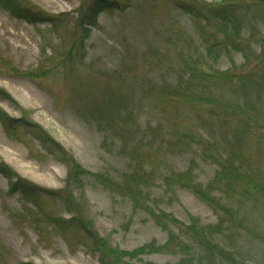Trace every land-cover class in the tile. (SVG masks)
Returning a JSON list of instances; mask_svg holds the SVG:
<instances>
[{
  "label": "rangeland",
  "instance_id": "1",
  "mask_svg": "<svg viewBox=\"0 0 264 264\" xmlns=\"http://www.w3.org/2000/svg\"><path fill=\"white\" fill-rule=\"evenodd\" d=\"M26 1L54 18L31 22L0 7V110L12 118L7 125L0 116V167L37 194L27 199L0 171V264H107L89 232L104 251L128 253L119 264H264L258 1L199 0L243 14L238 46L217 22L204 24L173 0H110L89 27L79 11L93 0ZM190 56L241 79L208 78L204 100L156 96L189 79ZM108 100L119 108L99 125L93 112ZM51 140L86 173L69 178ZM228 155L240 179L217 190L211 182ZM190 167L197 183L211 184V203L178 183ZM196 219L199 230L213 229L210 245L227 260L201 247L188 229Z\"/></svg>",
  "mask_w": 264,
  "mask_h": 264
},
{
  "label": "trees",
  "instance_id": "2",
  "mask_svg": "<svg viewBox=\"0 0 264 264\" xmlns=\"http://www.w3.org/2000/svg\"><path fill=\"white\" fill-rule=\"evenodd\" d=\"M173 1L177 7L181 8L186 12H189L190 14L201 20H204L205 21L204 24H207L211 20L217 22L220 30L222 29V31L224 32V35L227 36L232 33L233 35L229 37V39H231V42H228L230 45L236 42L235 46H238V43H240L239 41L235 40V37L239 35V29L243 22L244 16L242 13L241 16L235 15L234 9L232 8L234 7V5L232 4L218 5L213 3H204L202 1L200 2L199 0H173ZM257 1H258V8L260 10V15L262 18H264V11L263 13L261 11V8L264 7V0H257ZM112 3L113 2H111L110 0H93L85 8V10L79 11V15L81 16L80 18H82V24H86L87 27L91 25H95L98 21L99 13L106 9L112 8ZM248 5L249 3H246V5L240 4L239 7L247 8ZM0 7H2L5 10H8L14 16L20 18H27L31 22L32 21L35 22L45 18L51 19V21L53 22V18H54L48 14L46 16V14L39 9L30 7V4L27 3L26 0H0ZM36 16H44V17H38V19H36ZM86 26L85 28H87ZM213 46H214L213 44L208 45L206 51L211 52ZM191 58L192 56H190L189 59L185 61L186 68H188L189 66L191 67L189 79L180 80L175 86H173L168 90H162L160 93L156 92L159 93L156 94V96H160V97L169 96V98H175L177 100H182L184 102L196 101L197 99L204 100L206 95L204 94L202 95L200 91L204 89L203 88L204 83L208 78L214 77L222 80L227 79L226 81L230 80L228 78L239 79V80L241 79L240 78L241 75L238 73L234 75L227 73H222L220 75L213 74L211 73V71H207L203 69L199 62L196 63L194 61H190ZM98 108L99 110L93 112V117L96 119L99 125H102L103 120H109V119L112 120L111 117L114 113H116L117 108H119V106L118 103L116 104L115 101L108 100ZM0 116L3 123L7 125L9 123L8 118L12 119L4 110H0ZM185 136L187 137V134L183 133L180 136H178V139L181 140L180 137H185ZM236 136H238V132L235 133V137ZM51 141L56 145V147L60 150V152H62V154L65 155V160L69 164V173H68L69 178L71 177L78 178L81 174L86 173L83 167L78 162H75V160L71 156H68L64 151V149L58 143H56L53 140ZM203 149L204 151H206L208 147L205 145ZM230 152H232V150ZM230 155H228L225 159L219 162L220 169L217 171L213 181L211 182L217 190H222L221 188L224 183H227L229 185L233 183L234 180L240 179V173L237 170L238 165L234 162V158L230 157ZM0 171L4 172L9 177L12 189L21 191L22 195L27 199H29L32 195L37 194L36 193L37 186L28 182L25 179H22V177L19 176L18 173L15 172L14 170H12V172H8L4 167H0ZM193 176H194L193 169L192 167H190L189 170L182 173L181 175H178L177 181L178 183H181L182 186L189 188L192 192L197 194L201 199L211 203L212 202L211 184L209 185L208 188L206 186H201L193 179ZM14 177L17 178L14 179ZM168 179L170 180L171 178L169 177ZM154 215H155L154 218H157L158 215L160 214L154 213ZM163 215L168 216L166 214ZM54 220L60 221L61 219L56 218ZM172 221L176 223L178 222L177 219L175 218H172ZM197 225H198V219L194 220L192 225L189 226L188 229L193 233L194 237L198 240L201 247L210 250L211 254L218 253L219 256L227 260L228 258L227 254H229L228 252L223 253L222 248L216 250L213 246L210 245L211 242H209V237L214 234L212 233L213 229L209 228V230H205L204 228H202V230H199V227ZM253 232L256 237L262 239L261 235H259L255 231H252V233ZM89 236L94 240L95 249L101 252L103 250L102 252L103 255L102 256L100 255V259L103 262L105 261L107 264H119L118 263L120 260L119 258L124 257L125 254H128L126 251L120 249H110L108 246H107V250L104 251V248L106 247V243L103 240V238H100V236L94 232L93 233L89 232ZM145 248H146L145 246L140 247V250L138 252L145 250ZM136 253L137 251H132L129 254L134 256Z\"/></svg>",
  "mask_w": 264,
  "mask_h": 264
},
{
  "label": "bare ground",
  "instance_id": "3",
  "mask_svg": "<svg viewBox=\"0 0 264 264\" xmlns=\"http://www.w3.org/2000/svg\"><path fill=\"white\" fill-rule=\"evenodd\" d=\"M79 259H81V260H82V257H80Z\"/></svg>",
  "mask_w": 264,
  "mask_h": 264
}]
</instances>
